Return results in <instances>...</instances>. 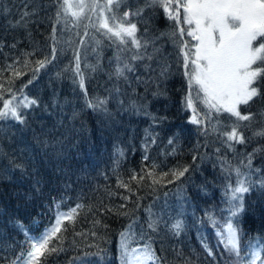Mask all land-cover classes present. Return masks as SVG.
Here are the masks:
<instances>
[{
	"label": "trees",
	"instance_id": "1",
	"mask_svg": "<svg viewBox=\"0 0 264 264\" xmlns=\"http://www.w3.org/2000/svg\"><path fill=\"white\" fill-rule=\"evenodd\" d=\"M144 4L145 0H123L121 9L131 5L135 10ZM55 13L56 0H0V84L9 87L13 71L7 65L14 64L22 74L15 78L12 91L17 98L37 101L21 109L25 123L0 121V264H9L22 247H29L28 238L41 235L55 223L58 212L77 204L83 207L75 223L65 221L64 251L47 256L45 264H120L119 234L129 225L138 230L148 218L145 210L149 206L169 224L180 219L185 225L179 235L163 224L153 234L152 246L160 264H233L234 258L223 252L217 229L205 213L224 223L228 215L225 187L236 186L237 180L251 183L250 191L242 194L243 211L235 218L242 233H247L242 255L250 251L249 243L264 241V186L260 182L264 180V152L259 151L264 137L253 136L262 127L259 113L264 112V101L257 100L247 109L257 114L245 130L249 141L230 150L215 135L205 137L197 125L189 123L191 111L182 104L187 92L183 68L176 62L178 50L167 37L157 42L160 51L152 60L133 62L136 70L126 73L127 79L110 77L116 49L97 33L96 38L103 41L99 67L96 72L84 68V63H97V53L92 52L95 41L85 37L82 90L71 69L79 44L76 33L83 36L84 28L69 31L63 23L57 26L56 59L28 84L35 61L45 56L51 59ZM146 26L149 35L159 36L170 30L172 22L161 9H145L144 21L138 23L141 33ZM148 52L152 53L151 46ZM25 60L30 61L27 67ZM164 65L170 70L162 77ZM22 85H26L23 95ZM3 96L11 98L6 91ZM95 97L107 98L104 109L87 107L86 99ZM170 138H175L173 145L168 144ZM146 145L149 161L142 159ZM173 148L175 154H171ZM254 149L249 168L247 154ZM152 162L160 165L158 172L177 166H188L189 172L171 184L165 179L163 186H154L155 191L147 186L151 180L140 187L131 182L135 194L117 187L118 177L129 181L133 171L139 173ZM121 195L129 199L122 200ZM120 204L128 216L105 210ZM97 220L101 224L94 223ZM204 243L213 249V257L207 255Z\"/></svg>",
	"mask_w": 264,
	"mask_h": 264
},
{
	"label": "snow or ice",
	"instance_id": "2",
	"mask_svg": "<svg viewBox=\"0 0 264 264\" xmlns=\"http://www.w3.org/2000/svg\"><path fill=\"white\" fill-rule=\"evenodd\" d=\"M122 4L123 0H56L51 33V59L45 56L35 61L36 67L32 69V79L28 84L32 83L37 73L56 59V33L60 23L69 31L81 25L84 28L83 36H80L79 32L76 33L79 44L74 49V67L71 69L78 77L82 90L85 89V73L81 70L82 50L87 51L85 37L91 36L95 41L96 47L92 48V52L97 53V63H84V68L96 72L99 67V46L103 41L96 38L94 33H97L108 41L109 46L116 49L114 68L109 75H114L117 79H127L125 74L136 70L134 61L152 60L153 54L160 51L156 46L157 42L167 37L178 50L176 62L183 68L187 92L182 104L186 110L191 111L189 123L197 125L198 131L205 137L215 135L230 150L234 149L235 144H246L250 138L245 135V130L257 116L247 109L257 100L264 101V0H145L144 6L136 7L135 10L131 5L126 6L127 10H122ZM145 9H161L165 18L172 22L170 30L155 36L149 35L150 29L146 26L141 33L138 23L144 21ZM27 15V12L23 14ZM90 29L93 31H89ZM149 46L152 47V53L148 52ZM26 55L30 56L32 53ZM29 63L30 61L25 60L24 67ZM7 69H12L13 77L7 81L9 87L5 88L0 84V121L12 119L25 123L21 109L35 105L37 101L28 99L27 96L17 99L11 86L22 72L16 69L14 64L7 65ZM169 70L167 65L162 66L160 76H166ZM23 87L26 85H22L19 90L22 95ZM5 91L11 94V98L3 96ZM85 97L87 98L86 90ZM107 102V98L101 97L86 99L87 107L94 110L104 109ZM259 115L262 117V127L255 131L253 136L264 137V112ZM152 143H156L155 137ZM174 143L175 138L168 140L169 145ZM256 151L257 149H254L252 153L247 154L249 168ZM259 151L264 152V147ZM175 152L176 149L173 148L171 154ZM142 159L150 160L147 145ZM159 168V164L152 162L150 167L141 168L139 173L133 171L129 181L118 177L117 187L135 194L131 182L135 181L137 187H140L142 182L151 180V184L147 186L155 191L154 186H163L165 179L171 184L189 172L188 166H177L166 172H158ZM235 171L239 176L240 169ZM260 182L264 186V180ZM250 188L251 183L244 180H237L234 187L231 184L226 185L225 203L228 205V215L223 218V224L212 214L205 213L212 226L217 229L218 243L222 245L223 252L234 258L233 264H264V241H258V246L249 243L247 247L250 251L242 255V242L247 233H242L240 223L235 219L244 208L242 194L249 192ZM109 195L117 193L109 192ZM120 198L125 201L129 199L126 195H121ZM139 199L140 197H137V200ZM235 201L240 203H233ZM82 207L83 205L77 204L67 212H58L55 223L41 235L28 238L29 247H22L20 254L9 264H45L47 256L64 251L62 233L67 231L65 221L75 223L78 210ZM124 208L125 205L120 204L105 210L128 216L127 211H121ZM145 211L148 218L139 225L138 230L129 225L119 234L120 264H160L161 258L152 246L153 234L160 231L161 224L176 235L185 227L180 219L171 224L164 221L162 215L152 212L151 206ZM94 223L101 224V221ZM103 227L106 228L107 225ZM92 235L96 236L97 233L93 232ZM203 246L207 255L213 257V249L207 243ZM96 247L99 248V245Z\"/></svg>",
	"mask_w": 264,
	"mask_h": 264
},
{
	"label": "rangeland",
	"instance_id": "3",
	"mask_svg": "<svg viewBox=\"0 0 264 264\" xmlns=\"http://www.w3.org/2000/svg\"><path fill=\"white\" fill-rule=\"evenodd\" d=\"M190 39V38H189ZM23 98V97H22ZM22 98H17V99H22ZM258 246V245H257Z\"/></svg>",
	"mask_w": 264,
	"mask_h": 264
}]
</instances>
